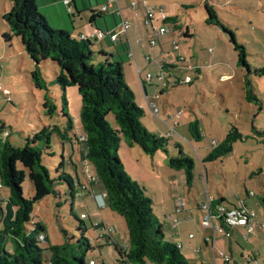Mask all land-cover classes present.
<instances>
[{"label": "rangeland", "instance_id": "374dc122", "mask_svg": "<svg viewBox=\"0 0 264 264\" xmlns=\"http://www.w3.org/2000/svg\"><path fill=\"white\" fill-rule=\"evenodd\" d=\"M131 1L140 4L139 0ZM143 4L147 6L143 13L147 9L164 7L170 18H176V22L168 23L173 33L161 36L165 54L161 53L159 44L152 48L148 41L144 43L146 52L139 66L143 78L148 74L153 76L152 81L146 83L148 98L140 76L137 79L141 94L129 79L126 80L135 94L136 104L144 109L142 124L149 125L151 130L144 126L158 137L167 138L166 152L160 150L148 155L136 144L129 146L123 138L118 154L131 180L151 198L154 214L164 226L166 240L174 244L182 242L181 253L192 263L215 264L212 245L207 247L204 242L206 235L212 236V231L200 225L204 212L199 207L209 196L217 199L222 196L223 203L230 207L241 208L244 203L255 213V222L264 223V0H144ZM11 8L10 0H0V121L5 125L4 130L11 134L8 140L15 147H23L29 137L45 126L63 127V122H68L62 113L66 100V112L73 128L71 136L75 139L72 143H63L54 135L51 149L42 151V164L54 179L59 176L57 169L61 165L60 173L72 176L77 196L72 195L66 181H57L58 195L47 196L35 204L32 220L45 227L47 241L41 242L46 249L45 257L50 256L47 249L51 245L88 239L92 248L87 258L97 259L102 264H117L113 246L99 237L112 235L121 246L129 247L127 228L123 217L107 206L97 208L95 205L94 194L103 195L104 190L100 184L95 185L91 166L82 162L85 143L76 140L83 135L81 95L76 86L63 90L55 84L57 64L51 60L39 65L48 91L34 86L31 72L35 65L22 40H8L5 36L9 29L3 15ZM76 14L72 8L73 20L79 21ZM213 14L219 25L208 24ZM49 26L55 31L63 30ZM187 30L190 36H185ZM231 36L238 45L244 46L247 67L240 62ZM151 38L149 33L148 40ZM174 39L179 41L178 48L173 46ZM92 47L98 48L94 56L98 63L96 58L101 48L96 44ZM178 55L185 61L180 62ZM164 58L168 65L177 66L167 90L168 80L159 78V61ZM128 65L136 69L135 61ZM187 76L192 79L191 84L183 83ZM249 93L254 96L252 99L248 98ZM46 96L58 108L53 117L46 115ZM148 102L158 106L160 117L152 113ZM179 110L183 114L178 120L179 126L174 129L169 124H174ZM108 120L116 125L113 115ZM191 125L197 126L200 137L196 132L195 136L191 134ZM225 141L229 142L230 151L215 158V148ZM181 148L194 162L191 184L187 182L184 169L169 166V158L181 157ZM23 193L26 198L35 195L28 172ZM8 194V189L1 190L5 201ZM5 201L1 204L3 208ZM179 201L184 209L177 213ZM83 214L86 215L84 219ZM99 223L106 229L93 227ZM237 230L230 240L232 248L229 239L221 238L219 241L227 242L225 245L218 242L217 254L222 250L233 256V261L244 263L248 255L256 256L258 264H264V229H255L247 241L242 238L243 231ZM217 264H224L223 259L219 258Z\"/></svg>", "mask_w": 264, "mask_h": 264}, {"label": "trees", "instance_id": "16d2710c", "mask_svg": "<svg viewBox=\"0 0 264 264\" xmlns=\"http://www.w3.org/2000/svg\"><path fill=\"white\" fill-rule=\"evenodd\" d=\"M10 1L12 8L3 15L9 29L5 36L8 40H22L35 65L31 72L34 86L39 90L48 91V84L39 65L42 61L51 60L57 64L58 69L55 73V84L63 90L76 86L81 95L80 121L84 140H76L86 146L82 151V162L91 166L93 178L102 186L106 194L105 206L123 217L127 227L128 248L114 242L112 236V242H108L120 258L116 260L117 264H196L182 255L177 244L166 240L164 226L154 214L151 198L131 180L119 157L118 151L123 138L129 146L136 144L148 155H154L160 150L166 152L167 145V138L158 137L142 124L144 109L136 104L135 94L127 85L123 69L125 61L110 59L100 51L96 58L99 62L95 63L94 56L97 51L92 48L91 41L76 39L64 30H53L39 11L37 0ZM92 13V20L101 14H108L99 9H92ZM169 21L176 22V18H169ZM207 22L210 25L220 24L214 14ZM185 36L190 34L186 31ZM231 37L235 50L239 53L240 62L247 67L244 46L238 45L234 37ZM122 48L124 53L129 54L127 45H122ZM253 97L249 93L248 98ZM44 109L47 116L53 117L58 108L46 96ZM66 110L67 100L62 113L68 122H63V127L45 126L29 137L23 147H15L8 138L0 137V183L9 192L7 200H4L5 208L0 206V264H90L92 258H87V253L92 247L88 239L79 240L78 243L51 245L47 249L51 254L46 258V249L42 248L39 241V235L45 234V227L32 220L37 202L47 196L58 195L55 187L57 181H66L72 195L76 196L72 176L60 173L63 165L58 167L59 176L54 179L42 164V151L51 149L54 135L63 143H72L75 140L71 136L73 128ZM110 115L114 117L115 126L108 120ZM0 126V129L5 127L1 121ZM190 132L192 135L196 132L201 136L197 126L191 125ZM229 151V142L225 141L215 148L213 155L215 158H221ZM180 154L181 157L169 158V166L176 170L184 169L187 182L191 184L194 162L185 156L182 148ZM27 172L34 186L33 198H26L23 193ZM224 201L222 197L215 199L213 205H224ZM93 227L102 228L103 224L99 223Z\"/></svg>", "mask_w": 264, "mask_h": 264}, {"label": "crops", "instance_id": "0c3cea01", "mask_svg": "<svg viewBox=\"0 0 264 264\" xmlns=\"http://www.w3.org/2000/svg\"><path fill=\"white\" fill-rule=\"evenodd\" d=\"M40 1H43V3L41 4L42 6L38 5ZM143 1L144 0H139L140 4H136V8L131 9V5L134 3L133 1H131V0H118V4H116L115 9L117 7H119L122 11L123 18L127 19L131 25L127 34L120 37V42L118 44L112 43V41L109 39V37H105L102 40H97L94 37L96 35V33L100 30L103 32L114 31V30L119 31L120 30L119 24L121 23V17L113 14L114 10H111L110 13H108V14H101L99 16H96L94 20L91 19L92 14H93L92 9H94L95 11H98V9L105 2V0H71L69 6L65 3L64 0H37V5H38V7L40 6L39 11L41 8H43V9H41L43 12V15L45 16L47 22L50 25H53L57 29H63L64 31L69 32L71 34V36L76 38V39H78L82 36H86L87 37L86 40L91 41L90 43L93 44V46H94V44H96V47L100 46V48H101L100 51L107 54L110 59H112V58H114L116 60L122 59L123 61H125L124 65H123L125 79L126 80L129 79L131 81V83L134 86H136V88L138 90V94H139L140 90H139L137 78L139 76V72H141V69L139 66L141 64L140 59H141V56H143L144 53L146 52L144 49L145 41L146 42L148 41V45H149V40H148L149 39V33L147 31H146L147 33L145 32V29H144L145 27L143 25V15H144V13H143L144 9L143 8H145ZM72 8H74V10L76 11V13H77L76 17H77V19H79V21L73 20L72 15H71ZM138 11H141V12L138 13ZM77 30H78V32H77ZM187 32L189 33V30H187ZM122 45H127L128 50H133L135 60H131L130 57L128 56L129 54L124 53ZM159 45L161 47V53L165 54L164 47L161 43V37L159 39ZM154 47H156V46H154ZM149 48H151V47H149ZM97 49L98 48H96L95 51H97ZM150 50L151 51L153 50L152 52L155 51V49H150ZM132 61H135L136 69L134 67H131L130 65H128V64H131ZM57 70L58 69L56 68V70L54 72L56 73ZM136 72H138V75ZM142 86H143L144 92L146 94V99H147L149 96L148 88H147L146 84H145V86L144 85H142ZM144 125H146V127L151 130L149 125H147L146 123ZM82 169H83V167H82ZM96 184L99 186V184L96 183V181H95V185ZM92 186H93V184H92ZM100 188H102V186ZM91 189L94 190L93 187ZM94 195L96 197L95 198V205L97 206V208L104 206L105 202H106L105 198L98 197L99 194H94ZM211 197L214 199H217L216 197H213V196H211ZM243 206L248 208L244 203H243ZM238 230L241 231L242 229L239 228ZM127 234H128V232H127ZM210 238H211V235H209V234L206 235L204 238L205 239L204 242H205V245L207 247L212 245V242L209 241ZM220 239H221V237L217 240L216 245L218 244V242L219 243L222 242V244L224 242V245H225V243L227 241L226 240L225 241H219ZM113 240H114V242H116L117 244L120 245V243L114 237H113ZM178 243H181V244H177V245H180L181 249H183L184 248L183 243L182 242H178ZM228 244H229V247L231 249L232 243L230 240H229ZM124 248H128V246H126ZM248 256H250V255H248ZM248 256H247V258H248ZM219 258L220 257H218V256L216 257V259L214 260L215 264L218 263ZM243 258L244 257H242V259ZM247 258H246V260H247ZM95 260H97V259H95ZM115 260L118 261V260H120V258L116 257ZM232 260H233V256H232ZM147 264H149V263H147ZM232 264H244V261L243 262L233 261ZM251 264H258V259L257 258L253 259Z\"/></svg>", "mask_w": 264, "mask_h": 264}, {"label": "built area", "instance_id": "2783aa9c", "mask_svg": "<svg viewBox=\"0 0 264 264\" xmlns=\"http://www.w3.org/2000/svg\"><path fill=\"white\" fill-rule=\"evenodd\" d=\"M65 3L69 6L71 0H64ZM116 4H118V0H105V2L101 5L99 10L102 13H110L111 10L113 11V14L121 17V23L119 24V31H98L96 35L94 36L95 39L97 40H102L105 37H109V39L112 41L114 44H118L120 42V37L123 35H126L128 30L130 29L131 25L130 22L123 18L122 16V11L119 7H116ZM146 8L147 6L144 5ZM136 8V3L134 2L131 5V9ZM170 18V15L168 12L164 9V7H158V8H152V9H147L146 12L143 15V25L145 27V30L152 35V38L149 40V45L151 47L157 46L159 44V39L161 36L173 33V30L168 26V20ZM155 23L160 24L161 26L159 28L156 27ZM83 40H86V36L80 37ZM178 40L174 39L173 41V46L175 48H178ZM129 57L131 60H135V56L133 53V50L129 51ZM185 58L182 55H178V60L180 62L185 61ZM160 65V73H159V78L162 80H168L167 83L165 84V88H169L170 85V79L172 77V72L175 70L173 68H168V61L164 58L162 61H159ZM174 65V64H171ZM176 66V65H175ZM174 67V66H170ZM177 67V66H176ZM139 76L141 78V81L143 84L149 83L152 81L153 76L151 74H148L146 78H143V74L139 72ZM172 82V80H171ZM184 84H191L192 79L187 76L183 79ZM0 89H2V85L0 84ZM149 103V108L152 111L153 114H155L157 117H160V109L155 103L148 102ZM183 114L182 110L177 111L175 114V122L173 125L169 124L172 128H176L179 126L178 120L181 118ZM172 119V117H171ZM1 127V126H0ZM11 134L4 129H0V137L3 139H6L10 136ZM80 140H84V136L82 135L80 137ZM95 181V179L93 178ZM3 189V186L0 183V206L4 202V198L1 196V190ZM106 194L104 193L103 195H98V197L105 198ZM214 198L209 196L207 201L203 204L200 209L204 212L203 214V221L200 224L204 229H208L212 231V236L209 239V241L212 242V254L214 260L216 257L219 255L221 259H223L225 264H232L233 260L232 257L226 254L224 251H219L218 254L216 252V242L217 240L221 238H227L229 240L233 239V234L236 229H242L243 234L242 238L243 240L247 241L250 237L251 234L255 232V229H264V223H258L255 222V213L250 211L248 208L242 205L241 208H238L236 206L230 207L227 205H213ZM103 205V204H102ZM184 209V204L179 201L176 207V212L180 213ZM83 219L86 218V215L81 216ZM104 228V225H103ZM106 229V228H104ZM112 235L106 237V236H101V237H106L107 243L112 242V238H110ZM39 241L40 242H45L46 241V235L41 233L39 235ZM178 247L181 248L180 245ZM256 256H248L247 258V263L244 264H251L252 260L255 259ZM51 264V263H47ZM90 264H102L100 261L95 260L92 258L90 260ZM154 264V263H152Z\"/></svg>", "mask_w": 264, "mask_h": 264}, {"label": "clouds", "instance_id": "9594fccd", "mask_svg": "<svg viewBox=\"0 0 264 264\" xmlns=\"http://www.w3.org/2000/svg\"><path fill=\"white\" fill-rule=\"evenodd\" d=\"M105 206V205H104Z\"/></svg>", "mask_w": 264, "mask_h": 264}]
</instances>
